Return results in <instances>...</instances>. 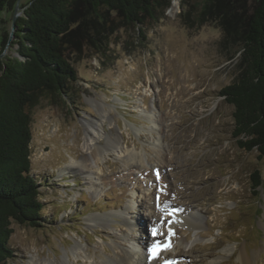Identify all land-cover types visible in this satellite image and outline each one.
<instances>
[{
	"label": "rangeland",
	"instance_id": "obj_1",
	"mask_svg": "<svg viewBox=\"0 0 264 264\" xmlns=\"http://www.w3.org/2000/svg\"><path fill=\"white\" fill-rule=\"evenodd\" d=\"M177 1L174 12L171 0L159 19L143 25L144 38L121 27L102 53L74 48L68 58L75 79L66 93L36 96L30 160L44 203L43 226L12 221L13 255L3 264H60L62 250L75 241L103 264L109 234L133 249L137 262L264 264V158L232 136L233 107L219 95L236 78L237 54L223 42L218 22L184 25L180 13L196 0ZM235 1L247 10L255 2ZM12 18L13 11H3L0 30L10 31ZM149 109L154 130L144 117ZM90 128L101 134L95 144L102 158L97 173L91 169L95 191L79 168L67 166L69 156L84 158L81 145ZM114 137L143 164H124L112 150ZM254 171L261 179L257 187ZM99 215H108L111 227L87 221ZM125 233L130 242L120 239ZM159 244L160 258L153 255Z\"/></svg>",
	"mask_w": 264,
	"mask_h": 264
},
{
	"label": "trees",
	"instance_id": "obj_2",
	"mask_svg": "<svg viewBox=\"0 0 264 264\" xmlns=\"http://www.w3.org/2000/svg\"><path fill=\"white\" fill-rule=\"evenodd\" d=\"M16 1L0 0V14L13 11ZM170 2L28 0L19 3L21 14L10 31L0 30V264L13 255L8 242L12 221L43 226L44 203L30 160V107L36 96L50 90L66 93L75 79L68 58L74 48L102 53L121 27L134 28L144 38L143 25L159 19ZM180 18L189 28L207 21L222 27L223 42L237 54L236 78L219 90L233 107L232 136L264 158V0H255L250 10L235 0H196ZM9 45L15 48L7 53ZM252 178L253 187L261 184L257 171Z\"/></svg>",
	"mask_w": 264,
	"mask_h": 264
},
{
	"label": "bare ground",
	"instance_id": "obj_3",
	"mask_svg": "<svg viewBox=\"0 0 264 264\" xmlns=\"http://www.w3.org/2000/svg\"><path fill=\"white\" fill-rule=\"evenodd\" d=\"M177 4H178V1L173 0L172 5H171V12H174L176 10ZM184 83H186V81H184ZM181 91H184V88L182 90L180 89V93H181ZM105 113H106V110H103V114L101 116L104 117ZM144 117L150 123L149 129L154 130L156 128L157 124H156V119H154V115H153L152 110L149 109L148 111H145ZM90 130H91V135H90V133L87 134V136L85 137V139L81 145L82 151L85 152V156H83L84 158L81 160H77L73 156H69V162H68L67 166L70 169L79 168L81 170L82 174L87 177V181H88V184L90 185V187H92L93 191H95L94 181L92 179L93 178V176H92L93 172L91 171V169H92V167L93 168L95 167L94 168L95 170H93V171H95V173H97L96 172V169H98L97 163L102 158L101 148L98 147L97 144H95V141L101 136V134L99 132L95 131V129L90 128ZM155 139L158 140V137H156ZM112 142L114 145L112 150L115 152L117 151L118 153L116 152V154L119 157L125 158L123 160L124 164H131L132 162L138 166H141L143 164V159L141 158L140 155L137 156V154H138L137 152L132 151V150L131 151L126 150L127 152L124 153L123 152L124 150L122 149V147L117 145L118 141H117L116 137H114L112 139ZM121 152L124 153V155L121 156V154H120ZM88 167H91V168H88ZM108 219H109L108 215H103V216L99 215V216H91L87 219V221L99 223V225L101 223H106L108 227H111L108 225V223H109ZM186 222H188V221L186 220ZM109 235H110V238H113V239H111V243L109 244L110 252L109 253L104 252L103 258H100L101 262L103 264H151L148 260H143L142 262H137L135 260L136 252L133 249H131V248L129 249L128 247L126 248L125 246H122L120 244V242L117 241L118 235H116V234H113V235L109 234ZM120 239H122L123 241L126 240L127 242H130L132 238L128 235V233H125V235L123 237H121ZM103 243H104V240L100 239V245H102ZM85 245L79 241H75V244L72 246V248L70 247V249H63L62 250L63 256H62V260H61L60 264H96V260L93 258V256L89 252H87ZM157 246H158V249L156 250L155 254H153V255L160 258L165 254V253H163V250H162L164 245L159 244ZM101 248H102V250L104 249L103 246H101ZM70 256L73 259L81 258L83 262L82 263H74L73 260H71ZM39 261L34 262V264H37ZM41 261H43L44 264H51L50 260L42 259Z\"/></svg>",
	"mask_w": 264,
	"mask_h": 264
},
{
	"label": "water",
	"instance_id": "obj_4",
	"mask_svg": "<svg viewBox=\"0 0 264 264\" xmlns=\"http://www.w3.org/2000/svg\"><path fill=\"white\" fill-rule=\"evenodd\" d=\"M18 8H19V0H17L15 5H14L12 25L14 24V20H15L14 18H16L18 15Z\"/></svg>",
	"mask_w": 264,
	"mask_h": 264
},
{
	"label": "snow or ice",
	"instance_id": "obj_5",
	"mask_svg": "<svg viewBox=\"0 0 264 264\" xmlns=\"http://www.w3.org/2000/svg\"><path fill=\"white\" fill-rule=\"evenodd\" d=\"M169 232H170V235L172 234L171 233V230H169ZM152 233H153V235H156L157 234V229L156 228H153L152 229ZM150 251H151V249H150ZM166 264H170V262H166ZM172 264H174V262H172Z\"/></svg>",
	"mask_w": 264,
	"mask_h": 264
}]
</instances>
